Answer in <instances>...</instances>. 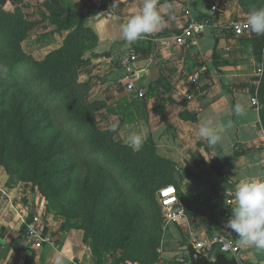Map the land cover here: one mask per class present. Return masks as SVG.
I'll use <instances>...</instances> for the list:
<instances>
[{
  "label": "crops",
  "instance_id": "obj_1",
  "mask_svg": "<svg viewBox=\"0 0 264 264\" xmlns=\"http://www.w3.org/2000/svg\"><path fill=\"white\" fill-rule=\"evenodd\" d=\"M23 1L26 19L34 17L38 22L27 43L29 55L42 60L62 48L75 27L59 26L49 18L61 9L75 12L97 39L87 52L99 57L91 62L87 75L91 96L104 101L115 116L119 108L133 105L129 114L137 120L124 124L119 138L126 144L129 132L143 129V144L152 140L156 155L174 165L165 186L176 188L185 218L170 225L163 241V262H177L178 257L181 261L183 247L188 253L189 245L208 242L224 231L235 203L231 190L244 179H264L262 112L252 106L253 96L248 93L257 60L241 41L246 36L188 30L191 16L186 12L223 23L246 22L248 12L241 1L158 0L165 24L130 45L123 40L120 25L140 10L143 0ZM132 53L138 61L128 70L122 61ZM130 81L144 91L143 99L128 91ZM120 101L124 102L119 105ZM237 105L242 109L239 113ZM187 114L195 115L196 121L185 118ZM203 125L224 127L215 146L199 137ZM16 197L0 168V264H115L110 255L99 263L89 244L64 229L63 219L24 209ZM35 217L51 234V243L27 237L25 225ZM240 248L235 256L239 264H264V252L241 244ZM172 250L177 252H168Z\"/></svg>",
  "mask_w": 264,
  "mask_h": 264
},
{
  "label": "rangeland",
  "instance_id": "obj_2",
  "mask_svg": "<svg viewBox=\"0 0 264 264\" xmlns=\"http://www.w3.org/2000/svg\"><path fill=\"white\" fill-rule=\"evenodd\" d=\"M260 1L254 7L252 0L241 3L254 9L264 7V0ZM24 6L23 0H0V9L6 12L1 20L8 22L6 16L10 14V21L16 24L20 14L26 16ZM26 20L36 23L34 17ZM2 21L0 91L4 83L13 84L15 80L22 88L40 82V102L47 106L35 114L39 102L29 100L24 90L14 91L8 106L0 99V168L8 189L24 209L63 219L64 228L89 244L97 261L110 255L109 260L115 264H165L163 241L171 224L164 217L159 191L173 173L157 158L151 144L133 151L114 133L120 119L109 108H100L102 101L90 94L87 75L91 62L99 57H91L88 51L81 55L76 41L65 53L52 56L50 62L58 65L60 79L50 81L38 67L46 57L38 60L27 52L37 25L25 30L27 39L21 46L26 58L14 67L9 58L14 54L10 47L12 33L3 28ZM241 39L257 60L248 93L264 105V35L251 31ZM94 40L82 41V49L85 44L93 49ZM52 95L55 101L50 104L46 101ZM95 107L98 110L94 111ZM49 116L55 119L56 132L49 127ZM261 126L264 128L262 115ZM99 127L103 132L97 131ZM73 152L76 159L69 160ZM72 164L75 171L69 177L66 170ZM157 244L158 255L154 251L151 261V250ZM182 251L181 261L179 257L175 260L189 264L186 247Z\"/></svg>",
  "mask_w": 264,
  "mask_h": 264
},
{
  "label": "clouds",
  "instance_id": "obj_3",
  "mask_svg": "<svg viewBox=\"0 0 264 264\" xmlns=\"http://www.w3.org/2000/svg\"><path fill=\"white\" fill-rule=\"evenodd\" d=\"M158 0H143L138 12L131 15L120 25L122 38L126 44H132L145 35L159 31L165 24L157 8ZM247 26L257 35H264V7L249 11L246 19ZM242 111L239 105L236 107ZM222 125L215 127L203 125L198 135L207 140L209 146H215L221 140L224 131ZM145 140L143 129L131 131L126 136V144L133 151H139ZM234 206L232 215L225 224L239 238L242 246L252 247L257 252H264V179L249 178L238 183L231 190Z\"/></svg>",
  "mask_w": 264,
  "mask_h": 264
},
{
  "label": "trees",
  "instance_id": "obj_4",
  "mask_svg": "<svg viewBox=\"0 0 264 264\" xmlns=\"http://www.w3.org/2000/svg\"><path fill=\"white\" fill-rule=\"evenodd\" d=\"M252 3H253L252 4L253 7L254 6H259L261 4V1L260 0H252ZM241 6L248 13H249L250 10H252L251 8H249L246 5H244L243 3H241ZM5 13L6 12L3 11L2 8H1L0 9V17L5 16ZM17 13L20 14L19 11ZM42 16L44 17V19L47 18L45 15H42ZM6 17L8 19V22L2 21L1 18H0V21H2V23H3V26H4L3 28L8 30L10 34L12 33V36H11L12 37L11 38L12 39V44H11L10 47H11V50L14 52V54H12L13 57H9V58L11 60L10 62H12V64H14L13 66L16 67V64H19L22 59L26 58V57H23L24 55L22 53V46H21V42L24 41L25 39H27L25 30H27V28L28 29L34 28L36 25H38V23L36 22V23H33V24H28L29 22L25 19L23 14H20V17H21L20 21L18 20V22H16V24L13 25L12 22L10 21L11 20L10 14H8V16H6ZM49 19H50L51 23H57V24H59V26H63V27H67V28H73V26L75 27V29H70V34H69V36H68V38H67V40H66V42H65V44H64V46L62 48L51 52L45 58V60H43L42 62H38V67L41 70H43V72H44L43 73V77L47 78V79L49 78L50 81H57L58 78L60 79V77H59V69H58V65L56 63H51L50 62L53 59L52 56H54L56 54L65 53L67 51V49L69 48V46L70 45L73 46L76 43V41H78L77 45L80 44V48H76V49H78L77 52H79L81 50V55H83V53H86V51H88V49H90L91 47H86V44H85L84 48L82 49V45H81L82 41L84 42L85 40H88L89 38H93V39H95L94 41L97 43V39L93 35L91 30L85 28L83 22H79L78 15L75 14V12H72V11L67 10V9H61L59 15H58V13H55V15L50 17ZM60 19H61V21H60ZM13 28H14V31L12 32L11 30ZM76 49H74L75 52H76ZM3 86L4 87H2V89L0 91V99L2 98V103L5 106H8L10 104V102L13 101L14 91L16 92V90L17 91L18 90L19 91L20 90H24V92H26V94L29 96V100L35 101V102H39V103H37L38 107H39V110L36 109V110L33 111L35 114H37L39 111H44V110L47 109V106H45L42 102H40V96H39L40 95L39 94V89H40V86H41L40 82H38L37 84L33 85L32 87L25 86V87L22 88L20 82L18 80H15V82L13 84L6 85V83H4ZM47 100L48 101H46V102H49L50 104H53L54 101H55V95L53 97H51V99H47ZM122 102H124V101H120L119 105ZM136 102L137 101H134V103H136ZM132 106L133 105H129V104L127 105L126 104L124 107L119 108L117 110L116 116H117L118 119H120V122L117 125L116 129L114 130L115 134H118L120 128L124 124H131V123H134L137 120L135 115H131L132 113L129 114V111L131 110V108H133ZM99 107L100 108H108L107 104L104 101L101 102ZM97 108L98 107H95L94 111L98 110ZM261 112H262L261 115L264 116V110H262ZM135 113L137 115H140L141 114L140 113V108H136L135 109ZM187 115L188 116L185 117V118L190 117V119L192 121H194V122L196 121L195 115H190V116H189V114H187ZM49 118H51V120H52L50 125H49V127L53 130V132H56L58 128L56 129L57 126L55 124V119H54V117H50V116H49ZM47 131H49V128H48ZM97 131L98 132H103V130L100 127L97 128ZM148 144H151V147H152V149L155 152L154 144H153L152 140H150V139L147 142H145V144L142 145V148L146 147ZM73 151H75V150H73ZM74 154L75 153L73 152V155H70V159L69 160L76 159V158H74ZM157 158H159V157L157 156ZM159 159H161V158H159ZM161 160L164 163H167V165H169V168H170L169 172L170 173L173 172L172 170L175 169L174 165L172 163L166 161V160H163V159H161ZM74 171H75V167H74V164H72L70 167H68V169L66 170V173L70 177V176H72V173ZM24 232L26 233V227L24 229ZM184 244H185V242H184ZM157 247H158V244H157L156 248L154 247L155 249L151 250L152 253L149 256L151 258V261H152V259L154 257V251L156 253V257L158 255V253H157V249L158 248ZM100 259H101V257L98 259L99 263L102 262V261H100ZM142 264H149V263L145 262V261H142ZM150 264H152V263H150ZM168 264H181V263L173 262V263H168Z\"/></svg>",
  "mask_w": 264,
  "mask_h": 264
},
{
  "label": "built area",
  "instance_id": "obj_5",
  "mask_svg": "<svg viewBox=\"0 0 264 264\" xmlns=\"http://www.w3.org/2000/svg\"><path fill=\"white\" fill-rule=\"evenodd\" d=\"M212 12L216 11V6L211 8ZM186 15L191 16L187 29L193 31H199L204 29H211L217 34H224L226 32H232L237 37H244L251 33V29L247 26L246 22H232L223 23L222 21L212 18L204 17L200 18L193 15L190 11L186 12ZM182 40L179 39V42ZM138 61L136 53H132L127 59L122 61L124 68L131 70L133 64ZM129 92L134 93L138 99H143L145 93L142 89L136 87L135 81H130L127 84ZM251 104L257 110H264V105L261 104L256 96L251 99ZM159 200L162 207L164 217L168 224H178L185 218L184 207L178 197L177 190L174 186H165L159 191ZM230 203V201H229ZM27 237L36 243H51L52 236L50 233H45L42 223L38 217H35L31 222L26 223ZM196 249L207 258H213L215 252L219 250L230 256H237L240 252L239 238L230 229H225L221 233L214 236L208 242H197Z\"/></svg>",
  "mask_w": 264,
  "mask_h": 264
},
{
  "label": "water",
  "instance_id": "obj_6",
  "mask_svg": "<svg viewBox=\"0 0 264 264\" xmlns=\"http://www.w3.org/2000/svg\"><path fill=\"white\" fill-rule=\"evenodd\" d=\"M189 264H239L235 256H230L217 250L212 259L202 255L195 245L188 246Z\"/></svg>",
  "mask_w": 264,
  "mask_h": 264
}]
</instances>
